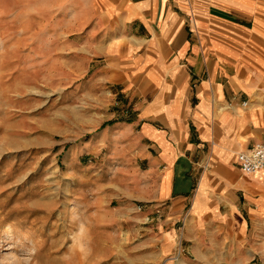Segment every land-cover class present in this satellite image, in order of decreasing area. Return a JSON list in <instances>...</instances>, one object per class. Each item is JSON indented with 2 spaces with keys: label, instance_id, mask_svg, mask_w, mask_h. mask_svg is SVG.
<instances>
[{
  "label": "crops",
  "instance_id": "1",
  "mask_svg": "<svg viewBox=\"0 0 264 264\" xmlns=\"http://www.w3.org/2000/svg\"><path fill=\"white\" fill-rule=\"evenodd\" d=\"M74 14L95 96L131 111L99 117L117 194L160 216L162 257L264 256V168L238 163L264 142V0H78Z\"/></svg>",
  "mask_w": 264,
  "mask_h": 264
},
{
  "label": "rangeland",
  "instance_id": "2",
  "mask_svg": "<svg viewBox=\"0 0 264 264\" xmlns=\"http://www.w3.org/2000/svg\"><path fill=\"white\" fill-rule=\"evenodd\" d=\"M75 4L0 0V264H264L247 253L164 259L160 216L120 200L117 146L101 141L99 117L131 111L95 96Z\"/></svg>",
  "mask_w": 264,
  "mask_h": 264
},
{
  "label": "built area",
  "instance_id": "3",
  "mask_svg": "<svg viewBox=\"0 0 264 264\" xmlns=\"http://www.w3.org/2000/svg\"><path fill=\"white\" fill-rule=\"evenodd\" d=\"M238 163L247 175H253L264 168V142H256L250 149L238 153ZM141 207V205H139Z\"/></svg>",
  "mask_w": 264,
  "mask_h": 264
}]
</instances>
